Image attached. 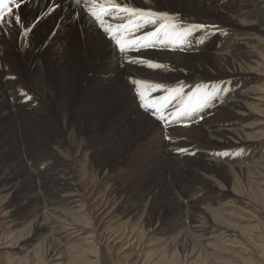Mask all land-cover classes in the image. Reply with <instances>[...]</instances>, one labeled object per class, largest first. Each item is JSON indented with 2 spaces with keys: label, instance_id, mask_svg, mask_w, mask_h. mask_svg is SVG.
Segmentation results:
<instances>
[{
  "label": "rangeland",
  "instance_id": "374dc122",
  "mask_svg": "<svg viewBox=\"0 0 264 264\" xmlns=\"http://www.w3.org/2000/svg\"><path fill=\"white\" fill-rule=\"evenodd\" d=\"M52 13L48 19L55 17ZM20 14L26 23L28 15ZM252 24L205 28L189 38V49L203 56L210 74L215 67L210 56L218 44L230 55L244 50L255 55L249 76L237 79L239 85L252 80L244 89L255 101L247 105L245 117L221 111L234 95L232 78L200 84L220 91L192 117L173 120V102L166 109L168 122L140 107L130 82L134 102L149 124L138 126L128 112H111L99 124L89 110L104 101V91L94 89L100 82L90 68L85 83L74 90L79 113L69 128L60 127L56 110L42 96L41 105L51 109L45 114L48 121H31L27 132L17 133L13 125L27 123L22 116L11 123L10 116L0 114V264H264V28L262 33ZM48 37L38 55L56 60L54 50L67 34ZM9 44L0 37V50L6 53ZM75 45L64 47L62 57L84 54L82 45ZM187 77L165 88L183 85L188 93L197 85L183 81L192 82ZM0 83L1 95L6 84ZM125 123L131 131H123ZM235 123L250 128L247 138L223 146L208 143L203 131ZM210 157L231 168V176L224 167H209ZM65 202L73 204L63 208ZM203 215L208 228L202 231L196 226Z\"/></svg>",
  "mask_w": 264,
  "mask_h": 264
},
{
  "label": "bare ground",
  "instance_id": "6f19581e",
  "mask_svg": "<svg viewBox=\"0 0 264 264\" xmlns=\"http://www.w3.org/2000/svg\"><path fill=\"white\" fill-rule=\"evenodd\" d=\"M131 1L133 3L131 6L134 7L168 12L185 27L200 24L205 25V28L221 30L223 27L250 26L249 23L253 22L251 26L256 30H260V27L261 29L264 28V0ZM56 4H59L60 7L54 13L50 12L49 9L54 8ZM253 7L255 12L252 9ZM19 11L28 15L25 24L31 29L30 32L23 35L21 34L22 30L17 31L13 25L0 29V37L5 42L10 43L6 53L4 50H0V81L6 84L4 94L0 95V114L10 116L12 118L11 123L19 122L13 119L17 116H22L23 119L27 120V123L13 124L17 133L22 130L27 132L31 129L32 126L30 127L29 123L31 124L33 120L35 122L48 121L45 114L51 112L49 107L56 110L55 114L60 127L62 129L69 128L72 116L79 113V105L76 107L75 103L72 102L77 94L74 93V90H79L82 83H85L84 78L89 68L92 69L93 73L96 72L95 78L100 82L94 89L101 87L104 91L101 93L104 96V101L96 102L89 110L90 119L98 121L99 124L105 120V117L112 115L111 112H118L120 115L128 112L131 116L130 120H136L138 126L144 127L149 124V119L143 118L144 114L139 112L141 110H138V104L134 102L136 99L132 94V86L130 85V82L132 83L134 80L168 86L171 82H176L179 78L187 76L191 78L192 82H189L186 78L183 81L195 85L218 79L232 78L231 82L235 85L233 86L235 87L234 95L232 97L229 95L230 99L221 105V111L237 117H245L247 105L255 101L253 93L244 89L246 88L245 85L249 87L252 80L246 81L247 84L245 85H243L244 83L239 85V80H237H246L248 74L251 73L250 67L257 64L255 55L253 57L252 52L249 50L230 55L227 48L220 49L223 45L218 44L210 56L215 66L210 74L206 67V60L201 54H194L189 49V43L182 49L177 48L176 50L150 48L136 51L133 49L134 51H128L126 54H119L120 52L116 50L118 48L114 43L109 42L106 34L99 26L95 27L87 13L76 7L73 0H27L26 6H23ZM51 13L55 17L48 19ZM249 20L251 21L248 23ZM205 28L199 30L198 33L196 32V34L201 35V31H204ZM142 31H149V29ZM56 32H63L68 37L54 50V56L58 55L57 61L54 59L46 60L45 57L40 58L38 53L42 49L46 38L51 37ZM259 32L263 33L262 30ZM240 41L242 40L240 39ZM27 43L29 44L28 47L25 46ZM75 43L82 45L84 54L74 58L62 57L68 45L73 44V47L76 48ZM141 59L152 60L164 65V67L153 70L147 68L144 64L132 63L133 60L139 61ZM114 79L115 81H112ZM150 93L155 97L161 96L160 94L154 95L151 89L145 90L146 96ZM40 96L43 97L42 102H45L44 100L47 98L50 104L49 107L44 108L41 105L39 98L42 97ZM84 96L87 97L86 91ZM20 121L22 122V120ZM123 125L121 127L123 131H129V129L131 131L130 124L125 123ZM236 125L238 126L237 123L230 124L223 128L218 126V130H205L203 132L207 133L208 143L213 142L223 146L229 142H234V139L240 136H243L241 138H247L245 132L250 128H236ZM212 128L216 129V127ZM206 163L211 168L224 167L223 164L212 157L207 159ZM262 167L264 171L263 164ZM226 169L227 173L225 175L227 177L231 176V168ZM67 173L72 176L69 170ZM204 179L210 181L207 177ZM8 181L10 182V180ZM63 181L66 182V180ZM6 182L4 180V183ZM71 202H65L63 208L64 206L69 208L73 204ZM70 209H73V207ZM205 220H207L206 216L203 215L199 218V225L196 227L202 229V231L203 228L207 229ZM40 225L46 228L47 222L43 221ZM46 229L43 231L46 232ZM46 238L50 240V234Z\"/></svg>",
  "mask_w": 264,
  "mask_h": 264
},
{
  "label": "snow or ice",
  "instance_id": "6c2138e0",
  "mask_svg": "<svg viewBox=\"0 0 264 264\" xmlns=\"http://www.w3.org/2000/svg\"><path fill=\"white\" fill-rule=\"evenodd\" d=\"M26 4L27 0H0V29L15 24L22 30L21 34L30 32L31 29L24 23L19 11ZM73 4L93 19L121 54L133 49H182L191 43L189 38L196 31L206 27L200 24L185 27L168 12L134 7L127 2L122 4L119 0H73ZM59 7L60 5L56 4L49 11L54 12ZM149 27L151 30L142 31ZM198 42L203 43L202 40ZM132 63H141L153 70L164 67L152 60H133ZM132 83L135 85L140 107L146 112H151L162 122H168L165 113L173 102L176 103L175 111L170 113L173 120L192 117L207 107L220 91L216 86L197 85L192 91L185 93L183 85L165 88L164 85L148 81L134 80ZM147 89H151L152 93L164 90L166 95L156 98L150 93L146 96Z\"/></svg>",
  "mask_w": 264,
  "mask_h": 264
}]
</instances>
